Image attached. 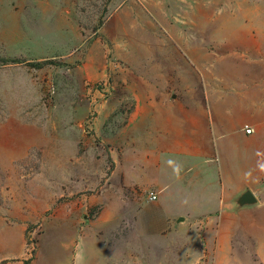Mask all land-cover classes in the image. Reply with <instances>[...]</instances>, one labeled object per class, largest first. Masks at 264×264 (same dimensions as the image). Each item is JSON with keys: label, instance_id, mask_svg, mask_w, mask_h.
Instances as JSON below:
<instances>
[{"label": "rangeland", "instance_id": "1", "mask_svg": "<svg viewBox=\"0 0 264 264\" xmlns=\"http://www.w3.org/2000/svg\"><path fill=\"white\" fill-rule=\"evenodd\" d=\"M167 3L190 14L189 0ZM142 5L0 0V264H79V227L89 226V235L96 222L106 244L100 264H124L132 251L144 257L133 225L144 210L124 201L147 192L124 188L122 166L127 181L147 187L168 181L178 162L160 153L148 166L143 134L132 130L144 92L175 89L162 77L147 79L140 63L167 44L160 24L193 21L152 16ZM255 243L234 239L242 264H262Z\"/></svg>", "mask_w": 264, "mask_h": 264}, {"label": "crops", "instance_id": "2", "mask_svg": "<svg viewBox=\"0 0 264 264\" xmlns=\"http://www.w3.org/2000/svg\"><path fill=\"white\" fill-rule=\"evenodd\" d=\"M141 1L147 14L193 22L160 24L167 44L140 63L147 65V79L162 77L175 89L144 92L132 130L143 134L148 166L160 153L178 163L168 181L147 187L127 181L122 166L124 188L147 192L140 201H124L127 208L144 210L133 219L144 257L131 250L122 262L242 264L233 244L239 235L256 242L264 264V0H189L188 15L174 12L169 0H160V9ZM181 81L189 86L177 87ZM245 126L252 131L246 133ZM136 143L134 136L131 144ZM245 191L253 203H241ZM99 223L89 235L84 232L89 226L79 227L73 254L82 257L79 264H100L106 253Z\"/></svg>", "mask_w": 264, "mask_h": 264}, {"label": "water", "instance_id": "3", "mask_svg": "<svg viewBox=\"0 0 264 264\" xmlns=\"http://www.w3.org/2000/svg\"><path fill=\"white\" fill-rule=\"evenodd\" d=\"M255 201V198L250 191H245L241 197V203L250 204Z\"/></svg>", "mask_w": 264, "mask_h": 264}, {"label": "built area", "instance_id": "4", "mask_svg": "<svg viewBox=\"0 0 264 264\" xmlns=\"http://www.w3.org/2000/svg\"><path fill=\"white\" fill-rule=\"evenodd\" d=\"M251 131H252V129L250 127L245 126V132L246 133H250ZM150 198L153 199V198H155V196L152 193H150Z\"/></svg>", "mask_w": 264, "mask_h": 264}]
</instances>
